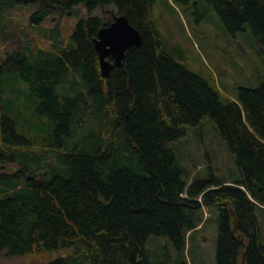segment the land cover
Instances as JSON below:
<instances>
[{
  "label": "trees",
  "instance_id": "trees-1",
  "mask_svg": "<svg viewBox=\"0 0 264 264\" xmlns=\"http://www.w3.org/2000/svg\"><path fill=\"white\" fill-rule=\"evenodd\" d=\"M157 1L169 0H0V255L71 249L42 264H171L149 258L159 235L174 264H190L199 210L215 207L217 264H264V79L231 98L177 62L152 20ZM206 1L264 52V0ZM78 4L108 18L62 32L55 14ZM109 12L142 40L103 75L94 38ZM205 120L234 155L230 182L183 177L173 143Z\"/></svg>",
  "mask_w": 264,
  "mask_h": 264
},
{
  "label": "rangeland",
  "instance_id": "rangeland-1",
  "mask_svg": "<svg viewBox=\"0 0 264 264\" xmlns=\"http://www.w3.org/2000/svg\"><path fill=\"white\" fill-rule=\"evenodd\" d=\"M72 12V15L65 12L55 14L60 18L62 32H71V26L83 16L97 14L108 18L109 15L97 8L87 10L81 4L75 5ZM152 20L166 50L174 59L225 95L237 98L240 87L255 88L258 80L264 79V52L250 28L230 32L206 0H189L187 3L157 1L152 8ZM173 149L183 169V177L188 182L196 175L208 177L213 174L216 178L235 176L229 171L237 169L234 155L220 140L209 120L200 125H189L186 132L174 141ZM199 214L202 223L187 240L186 258L190 264H217L218 211L215 207L203 208ZM257 216L264 245V210L257 209ZM146 248L152 262L166 260L174 264L176 250L168 236L150 235ZM70 250L23 255H7L3 250L0 264H42ZM238 264H243L241 258Z\"/></svg>",
  "mask_w": 264,
  "mask_h": 264
},
{
  "label": "water",
  "instance_id": "water-1",
  "mask_svg": "<svg viewBox=\"0 0 264 264\" xmlns=\"http://www.w3.org/2000/svg\"><path fill=\"white\" fill-rule=\"evenodd\" d=\"M141 40L140 32L125 15L112 13V21L102 26L94 38L101 73L107 75L114 64L122 66L126 50L140 45Z\"/></svg>",
  "mask_w": 264,
  "mask_h": 264
},
{
  "label": "crops",
  "instance_id": "crops-1",
  "mask_svg": "<svg viewBox=\"0 0 264 264\" xmlns=\"http://www.w3.org/2000/svg\"><path fill=\"white\" fill-rule=\"evenodd\" d=\"M231 172H236L237 175H239V172H238V169H235V170H229ZM224 180L230 182L232 179L230 177H225ZM261 209H264V206H261ZM260 209V210H261Z\"/></svg>",
  "mask_w": 264,
  "mask_h": 264
},
{
  "label": "bare ground",
  "instance_id": "bare-ground-1",
  "mask_svg": "<svg viewBox=\"0 0 264 264\" xmlns=\"http://www.w3.org/2000/svg\"><path fill=\"white\" fill-rule=\"evenodd\" d=\"M45 17V16H44ZM65 97H66V95H64ZM60 98V97H59ZM67 99V98H66ZM215 186V185H214ZM190 236H191V234H190Z\"/></svg>",
  "mask_w": 264,
  "mask_h": 264
},
{
  "label": "flooded vegetation",
  "instance_id": "flooded-vegetation-1",
  "mask_svg": "<svg viewBox=\"0 0 264 264\" xmlns=\"http://www.w3.org/2000/svg\"><path fill=\"white\" fill-rule=\"evenodd\" d=\"M33 177H31L30 179H32Z\"/></svg>",
  "mask_w": 264,
  "mask_h": 264
}]
</instances>
